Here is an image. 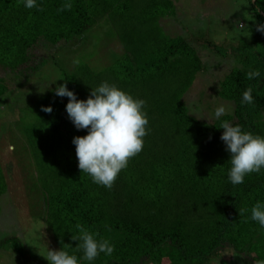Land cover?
I'll use <instances>...</instances> for the list:
<instances>
[{
	"label": "trees",
	"instance_id": "obj_1",
	"mask_svg": "<svg viewBox=\"0 0 264 264\" xmlns=\"http://www.w3.org/2000/svg\"><path fill=\"white\" fill-rule=\"evenodd\" d=\"M247 2L252 40L231 47L239 65L217 91L234 111L208 123L193 113L186 97L203 61L188 41L166 36L160 25L174 13L172 0H36L32 9L24 0H0V67L27 80L45 67L55 70L51 88L18 107L10 133L14 147L24 144L28 155L23 162L34 180L27 186L30 216L43 220L58 250L75 255L78 264H225L222 252L236 261H264V228L250 218L256 202L264 203V168L233 185L219 128L227 121L264 137V34L256 30L264 23V0ZM65 3L71 9L58 12ZM101 29L118 41L121 56L94 71L88 60L96 54L78 46L81 59L69 67L71 46ZM256 42L262 46H251ZM40 46L52 49L53 60L37 54ZM254 70L261 75L249 80L247 73ZM102 82L144 100L148 120L142 150L110 189L80 173L72 140L88 130L73 125L65 109L68 98L54 92L65 84L85 100ZM249 87L254 102L242 104ZM8 92L0 78V99ZM49 106L51 113L41 110ZM7 192L0 162V197ZM241 209L247 211L240 215ZM77 224L96 239H107L114 252L83 260L71 238L79 235ZM12 242V253L23 254V244Z\"/></svg>",
	"mask_w": 264,
	"mask_h": 264
},
{
	"label": "rangeland",
	"instance_id": "obj_2",
	"mask_svg": "<svg viewBox=\"0 0 264 264\" xmlns=\"http://www.w3.org/2000/svg\"><path fill=\"white\" fill-rule=\"evenodd\" d=\"M172 1L174 13L160 20L163 32L166 36L188 41L203 61L201 72L186 93L193 113L208 123L217 120L214 112L220 106L226 109L224 115L233 114L234 104L218 98L217 91L224 77L239 65L231 47L243 46L252 40L247 33V26L253 18L247 0ZM239 25H242L241 29ZM95 34V38L93 32L91 37L86 34L85 39L71 46L69 51L74 54V59L71 60V56L65 58L69 67H73V61L76 60L77 64L81 59L77 55L78 46L83 49V53L86 50L96 54L88 60L94 71L104 69L121 56V47L116 39L115 42L107 38L103 29ZM246 37L247 41L243 42ZM251 46L262 44L256 42ZM51 51L47 46H40L37 54L51 61ZM53 71L45 67L43 72L27 80L0 67V78L9 87L8 94L0 99V162L8 183V192L0 197V264H49L45 258L47 251L58 250L43 220L30 216L27 186L34 180L31 176L28 178L30 168L23 162L28 155L24 144L14 147L10 133L19 115L18 107L24 106L41 91L51 88L50 78L54 79L52 76L55 74ZM3 128L6 130L1 133ZM12 239L23 244V254L12 253ZM220 256L225 264H254L249 258L236 261L229 252H222ZM217 263L213 261V264Z\"/></svg>",
	"mask_w": 264,
	"mask_h": 264
},
{
	"label": "clouds",
	"instance_id": "obj_3",
	"mask_svg": "<svg viewBox=\"0 0 264 264\" xmlns=\"http://www.w3.org/2000/svg\"><path fill=\"white\" fill-rule=\"evenodd\" d=\"M24 6L28 9L37 7L36 0H24ZM71 7V3H65L57 11L70 10ZM239 26L241 29L242 25ZM256 30L264 34V23L256 25ZM260 75L258 70L249 71L247 78L251 80ZM54 92L59 97L68 98L65 109L73 125L78 130H88L85 136L73 137L72 140L80 173L88 174L94 183L110 189L119 172L143 148L148 120L142 109L146 102L134 99L107 82L91 88L85 100H78L65 84L58 85ZM253 102L252 88L249 87L243 92L241 103ZM41 110L52 112L50 106L42 107ZM225 111L224 106L216 108L215 118L219 119ZM219 128L223 129L220 139L230 153L228 180L233 185L242 184L246 174L258 173L264 168V137L243 132L239 125L233 126L227 121H223ZM246 211L241 209L239 214L243 215ZM250 218L264 228V203L256 202L251 208ZM76 228L79 235L71 238L78 241L76 248L83 251V260L91 262L100 253L110 256L114 252V245L107 239H96V234L90 233L80 224ZM45 258L49 264H78L75 255L61 249L48 250ZM258 264H264V261Z\"/></svg>",
	"mask_w": 264,
	"mask_h": 264
},
{
	"label": "water",
	"instance_id": "obj_4",
	"mask_svg": "<svg viewBox=\"0 0 264 264\" xmlns=\"http://www.w3.org/2000/svg\"><path fill=\"white\" fill-rule=\"evenodd\" d=\"M254 1V0H253Z\"/></svg>",
	"mask_w": 264,
	"mask_h": 264
}]
</instances>
